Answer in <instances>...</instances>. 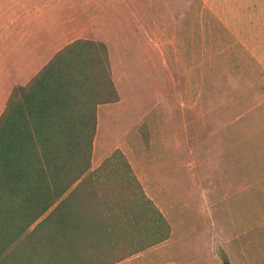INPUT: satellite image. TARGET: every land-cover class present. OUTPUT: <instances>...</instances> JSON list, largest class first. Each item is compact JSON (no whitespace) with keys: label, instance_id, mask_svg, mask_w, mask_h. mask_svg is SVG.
Here are the masks:
<instances>
[{"label":"rangeland","instance_id":"374dc122","mask_svg":"<svg viewBox=\"0 0 264 264\" xmlns=\"http://www.w3.org/2000/svg\"><path fill=\"white\" fill-rule=\"evenodd\" d=\"M213 6L0 0V113L22 81L7 46H44L38 67L73 39L108 47L119 100L98 107L93 168L120 149L171 226L115 264H264V33ZM31 12L34 27L7 28Z\"/></svg>","mask_w":264,"mask_h":264},{"label":"trees","instance_id":"16d2710c","mask_svg":"<svg viewBox=\"0 0 264 264\" xmlns=\"http://www.w3.org/2000/svg\"><path fill=\"white\" fill-rule=\"evenodd\" d=\"M119 100L108 47L64 46L0 115V264H115L171 226L117 149L93 168L98 106Z\"/></svg>","mask_w":264,"mask_h":264},{"label":"crops","instance_id":"0c3cea01","mask_svg":"<svg viewBox=\"0 0 264 264\" xmlns=\"http://www.w3.org/2000/svg\"><path fill=\"white\" fill-rule=\"evenodd\" d=\"M209 3L214 4L215 9L220 13V18L258 20L256 21L254 26L252 25L247 29L249 31H255L256 33H264V0H209ZM223 6L228 8L231 13H227V11L224 10ZM34 19L35 13L31 12L30 14L28 13L27 15L20 16L16 20V23L13 22L12 26H7V28H15L17 31L23 33L25 29H31L32 27H34ZM73 41L74 39L63 45V47L70 45ZM262 48L264 49V46H260V49ZM44 49V46L35 45L7 46L6 51L8 52V66L11 67L9 70L7 69V74L9 76L7 80H11L10 78H12V74H17L18 79L22 81L17 82L14 86L11 87L3 103L0 115L6 108L7 100L11 94L12 89L16 85L28 84L61 48L53 53L52 56L45 63H43L41 67H38L39 63L42 60V51ZM9 56L10 58H8Z\"/></svg>","mask_w":264,"mask_h":264}]
</instances>
